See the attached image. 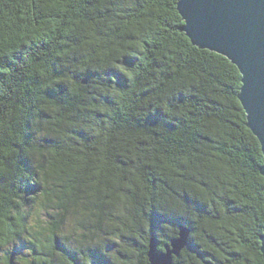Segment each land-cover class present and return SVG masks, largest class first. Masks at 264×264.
<instances>
[{
    "label": "trees",
    "instance_id": "obj_1",
    "mask_svg": "<svg viewBox=\"0 0 264 264\" xmlns=\"http://www.w3.org/2000/svg\"><path fill=\"white\" fill-rule=\"evenodd\" d=\"M177 3L0 0V264H149L157 215L190 230L174 264H264L241 74L191 44ZM116 63L127 88L105 75Z\"/></svg>",
    "mask_w": 264,
    "mask_h": 264
},
{
    "label": "water",
    "instance_id": "obj_2",
    "mask_svg": "<svg viewBox=\"0 0 264 264\" xmlns=\"http://www.w3.org/2000/svg\"><path fill=\"white\" fill-rule=\"evenodd\" d=\"M177 10L184 22L180 31L193 46L224 56L239 70L242 86L238 99L246 126L259 141L264 158V0H178ZM260 174L264 178V163ZM181 238L183 246H172L168 264H174L188 246L190 230L184 226ZM259 239L264 259V233ZM157 251L152 236L149 264ZM15 261L16 253L10 264Z\"/></svg>",
    "mask_w": 264,
    "mask_h": 264
},
{
    "label": "snow or ice",
    "instance_id": "obj_3",
    "mask_svg": "<svg viewBox=\"0 0 264 264\" xmlns=\"http://www.w3.org/2000/svg\"><path fill=\"white\" fill-rule=\"evenodd\" d=\"M53 7H57L62 0H50ZM3 55V53H0ZM124 64L130 63L129 61L123 62ZM0 71H4L3 68H0ZM61 73L58 72L57 75ZM42 75H46L42 73ZM109 81H116L122 87L127 88L128 84L131 83V80L125 79L126 76H130L131 74L128 70L122 66L121 63H116L110 66L108 72L105 74ZM138 75V73H137ZM62 83L61 80H54L52 83L48 84V87L52 90L51 95L56 98L58 94L61 92H66L67 90L64 87H61ZM108 104H114L115 98L114 97H106ZM99 102V98H98ZM148 111H153L149 109ZM111 113H109L110 115ZM167 117H165L162 112H154L150 118V122H163ZM11 156V153H2L0 154V178H4L7 169L12 166V160H4V157ZM264 163V160L261 161ZM169 225L171 228H169ZM183 229V221L177 217H161L156 216L153 218L152 223V231L153 236L155 239V248L158 249L156 256L153 258V264H168V256H170L171 252L170 249L173 245L176 246H183V240L181 238V232ZM2 231V229H0ZM186 235V233H185ZM8 241L6 239H0V255H3L4 251H7L6 247ZM11 255V253H9ZM167 254V255H166ZM70 256H73L72 253H69ZM75 260V264H82V258L78 256H73ZM96 264H101V261L97 260Z\"/></svg>",
    "mask_w": 264,
    "mask_h": 264
},
{
    "label": "rangeland",
    "instance_id": "obj_4",
    "mask_svg": "<svg viewBox=\"0 0 264 264\" xmlns=\"http://www.w3.org/2000/svg\"><path fill=\"white\" fill-rule=\"evenodd\" d=\"M12 249H13V246L8 248V250H10V251H11Z\"/></svg>",
    "mask_w": 264,
    "mask_h": 264
}]
</instances>
